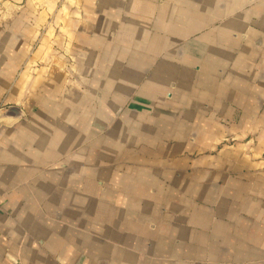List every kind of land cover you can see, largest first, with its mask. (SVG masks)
Returning <instances> with one entry per match:
<instances>
[{
	"label": "crops",
	"instance_id": "obj_1",
	"mask_svg": "<svg viewBox=\"0 0 264 264\" xmlns=\"http://www.w3.org/2000/svg\"><path fill=\"white\" fill-rule=\"evenodd\" d=\"M0 264H264V0H0Z\"/></svg>",
	"mask_w": 264,
	"mask_h": 264
}]
</instances>
